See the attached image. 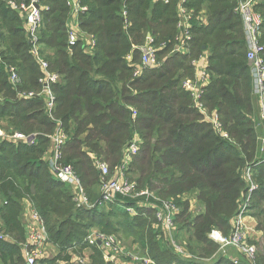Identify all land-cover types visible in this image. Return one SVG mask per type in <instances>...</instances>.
<instances>
[{
	"label": "trees",
	"instance_id": "16d2710c",
	"mask_svg": "<svg viewBox=\"0 0 264 264\" xmlns=\"http://www.w3.org/2000/svg\"><path fill=\"white\" fill-rule=\"evenodd\" d=\"M16 1L29 4L32 0ZM82 1L89 8L78 16L80 32L95 36L97 46L92 51L84 37L75 45L68 44V0H39V4L42 52L50 70L62 76L60 82L51 84L56 96L53 116L72 134L63 148L64 161L75 168L85 191L92 196L99 191L94 156L113 167L138 135L131 180L162 198L182 201L186 193H196L205 209L193 215L190 202H181L184 207L177 222L191 232L197 245L194 255L210 258L220 249L210 234L213 230L231 233L248 193L244 170L251 165L259 188L250 196V210L264 239V159L258 158L260 133L255 121L260 111L235 0L185 1L194 14L185 52L175 51L181 0ZM256 9L264 18V0H258ZM148 34L161 47L158 55L163 63L143 67L134 76ZM0 35L4 61L0 64V119L9 118L14 130L37 134L35 144L0 139V217L17 241L0 238L1 259L5 264H26L20 244L26 239L21 220V199L26 197L45 218L50 241L59 249L56 256L38 264H67L84 250H90L93 264H112L87 240L93 227L116 233L111 216L96 207H78L75 212L71 187L53 177L45 158L57 128L47 112L45 96L19 98L10 80L6 65H17L23 79L20 88L41 90L39 79L44 72L31 52L26 17L10 7L9 0H0ZM260 41L264 46V22ZM46 48L53 51L49 57ZM205 52L210 82L202 102L210 111H218L228 137L195 107L191 92L183 87L185 79L195 77L194 61ZM112 204L119 208L121 203ZM123 205L136 206L134 202ZM137 216L154 218L155 212L139 208ZM175 253L180 259L172 264H205ZM235 261L222 254L212 264ZM257 264H264V245Z\"/></svg>",
	"mask_w": 264,
	"mask_h": 264
},
{
	"label": "built area",
	"instance_id": "2783aa9c",
	"mask_svg": "<svg viewBox=\"0 0 264 264\" xmlns=\"http://www.w3.org/2000/svg\"><path fill=\"white\" fill-rule=\"evenodd\" d=\"M186 0H181L178 8L179 20L177 23V46L185 52L187 41L192 37V27L194 14L185 5ZM258 0H235V11L242 17L246 39L248 43L247 58L251 66L254 94L258 99L260 117L264 124V46L260 38L262 34L264 18L256 9ZM39 0H32L29 4L9 0V6L24 13L26 17V29L31 44V52L40 64L44 74L40 77L39 82L42 84L41 90L21 89L23 79L20 69L17 65H6L9 72L12 84L17 88L19 98H35L41 95L46 98V109L50 116L57 122L56 131L51 135L53 141V150L50 154H46L53 177L62 183L69 184L74 188L73 199L78 207L94 208L98 204L115 203L119 197H134L148 198L149 202H138L137 206L129 205L126 209L132 215L139 214V208H151L155 212L156 224L167 235L177 229V220L181 212V208L176 201L171 198H162L156 195L153 191L146 188H139L136 181L131 180L129 176L130 164L133 156L138 153L140 139L138 135L131 140L125 149V154L122 161L113 167L104 160L94 156L95 165L100 173V198L96 202H90L87 192L84 189L83 182L77 171L71 164L64 161L63 148L69 139L68 133L63 128L62 122L54 118L53 110L56 106V96L51 88L52 83L60 82L62 76L57 72L50 70V63L42 52V43L40 41V32L43 27L42 7H37ZM71 8V14L67 22L68 27V44L75 45L81 37H84L90 51L97 46V40L94 35L81 34L78 16L81 12L88 10L89 6L84 4L82 0H68ZM124 16L127 18V10H123ZM129 24V20L126 19ZM1 40V35H0ZM158 47L154 43V38L148 34L145 44L142 46L141 65L134 72V76H139L142 73L143 67L154 68L163 63L159 59ZM1 50V48H0ZM131 59V54L128 55ZM4 62L0 57V64ZM195 77L187 78L183 82V87L191 92L194 100V105L213 124L215 129L224 137H228L227 131L223 128V123L220 114L217 110L209 111L202 102V97L205 89L210 82V73L208 71V55L205 52L194 61ZM134 113V117H136ZM37 134H27L20 130L11 129L10 131L0 128V139L10 140L13 142H28L35 144ZM244 178L248 183V193L246 199L241 203L240 209L233 220V228L227 236L219 230H213L210 237L220 245L222 253L226 255L227 247H235L245 256L247 264H257L258 249L257 245L251 242L249 237L248 215L250 210V196L258 188L259 184L255 180L253 169L248 165L244 170ZM26 239L21 242L22 252L26 264H38L44 258L43 250L49 239V232L45 218L40 212L33 208L29 219L25 224ZM0 238L11 240V233L4 227L0 220ZM87 240L91 246H97L103 251L104 257L112 264H160L154 257L148 253L130 252L122 246L121 240L115 233H105L98 229H91ZM176 251L186 255L184 249L177 242L171 241ZM123 252V258L119 256V252ZM236 263L238 260L235 261ZM77 264H93L89 257H80Z\"/></svg>",
	"mask_w": 264,
	"mask_h": 264
},
{
	"label": "rangeland",
	"instance_id": "374dc122",
	"mask_svg": "<svg viewBox=\"0 0 264 264\" xmlns=\"http://www.w3.org/2000/svg\"><path fill=\"white\" fill-rule=\"evenodd\" d=\"M205 15V12L201 14V16ZM48 57L53 54V51L49 48H46ZM257 99V97H256ZM258 102V99H257ZM210 111V110H209ZM211 112V111H210ZM257 124V129L260 133L259 136V157L260 159H264V124L261 121L260 112L258 114V117L255 119ZM263 125V126H261ZM0 128L3 130L10 131L11 129H14V126L12 125V122L9 118L0 119ZM262 128V130H261ZM16 130V129H15ZM70 137L72 136L71 132H68ZM36 134V133H34ZM139 137V136H138ZM129 176L131 177V172L129 173ZM259 184V183H258ZM69 185V184H67ZM259 188V186H258ZM257 188V189H258ZM156 195L157 193L153 191ZM90 202H96L99 200L100 192H97L94 196L87 193ZM194 193H189L187 195L183 196V200H174L178 204V206L182 209L184 207L185 201L190 202V210L189 212L193 215L198 214V212L202 211V203L199 202L195 198ZM120 203H126V202H134L136 206L138 205V202H149L148 198H143L142 200L140 198H134V197H119ZM118 200V201H119ZM74 201V199H73ZM182 202V203H181ZM114 204L110 205H104L100 208V210L104 213L109 214L111 217V220L115 223V225L118 228V231L115 233L118 235V237L121 240V244L123 247L128 249L130 252H138V253H148L152 257H154L160 264H172V262H178L179 257L178 254L175 253V247L172 246V242H177L179 246H181L184 251L186 252L187 256L190 257L192 260L196 261H202L205 264H212L214 259L217 255H222L221 248L210 258H200L197 255H194V252L197 249V245L194 241V238L192 237L191 232L188 228H185L180 222H177V229L174 230L173 233L170 235L167 234L165 236L164 232L159 228V226L155 222V217L149 218V217H142L137 215H132L130 212L127 211V209L123 207H115ZM78 208V205H74V211L76 212ZM116 210V211H114ZM248 215V225H249V237L251 242L255 243L257 245L258 253L261 252L262 247L264 245V239L260 238L259 235L256 232V225L257 221L253 217L252 211L249 210L247 213ZM255 221V227L253 226V223ZM96 228V227H95ZM251 228V230H250ZM258 231V230H257ZM173 247V248H172ZM235 247H227L226 249V255L225 256H232V249ZM238 250L237 248H235ZM175 250V251H174ZM195 250V251H194ZM240 252V250H238ZM90 250H85L84 254H78L79 257L83 256H89ZM224 253V252H223ZM53 254V247L52 245L48 246V255ZM240 254L245 259V256L240 252ZM154 255H158L155 257ZM119 256L121 259L123 258V252H119ZM238 260V259H237ZM246 261V260H245ZM240 261L238 262H245ZM247 262V261H246ZM245 262V263H246ZM0 264H5L0 256ZM72 264V263H71Z\"/></svg>",
	"mask_w": 264,
	"mask_h": 264
},
{
	"label": "crops",
	"instance_id": "0c3cea01",
	"mask_svg": "<svg viewBox=\"0 0 264 264\" xmlns=\"http://www.w3.org/2000/svg\"><path fill=\"white\" fill-rule=\"evenodd\" d=\"M177 50H180L179 48H178V46L176 45V49H175V51H177ZM181 51V50H180ZM207 53V55L209 56V54H208V52H206ZM259 105V104H258ZM258 109H259V107H258ZM259 111H260V109H259ZM261 126H263V125H261ZM264 127V126H263ZM261 130H262V128H261ZM259 131H260V129H259ZM69 135V134H68ZM52 150H53V147H51L49 150H48V152H47V154H50L51 152H52ZM47 156V155H46ZM46 156H45V158H46ZM70 186V185H69ZM71 187V186H70ZM71 189H72V192L74 191V188L73 187H71ZM98 192H100V187H99V191ZM193 193V192H192ZM187 194H189V193H186L185 195H187ZM195 195H196V193H194ZM100 195H101V193H100ZM196 197V196H195ZM100 198V197H99ZM75 204H76V202H74ZM1 204H2V200H1V195H0V206H1ZM110 204H112V203H109V204H105V203H103V204H99V202H98V204L96 205V208H98L99 210H100V208L102 207V206H104V205H110ZM21 205H22V213H21V220H22V223H23V226H24V229H25V224H26V222L28 221V219H29V216H30V213H31V211L33 210V208H35V209H37L38 211H39V209H38V207H36L35 206V204L31 201V199L30 198H23V199H21ZM120 207H123V208H125L126 209V206L125 205H123L122 203L119 205ZM89 208V207H88ZM205 209V207H204V205L202 204V210H204ZM40 212V211H39ZM41 214V213H40ZM42 215V214H41ZM43 216V215H42ZM44 218V217H43ZM0 220L2 221V223H3V220L1 219V217H0ZM3 225H4V223H3ZM255 221H254V223H253V226L255 227ZM4 227H5V225H4ZM93 228H95V227H93ZM93 228H91V229H93ZM90 229V230H91ZM95 229H98V228H95ZM99 230V229H98ZM250 230H251V228H250ZM25 232H26V230H25ZM256 232H257V234L259 235V237L260 238H262L263 239V233L262 232H260V231H257L256 230ZM12 235V234H11ZM12 237H13V235H12ZM14 238V237H13ZM13 242H17V241H15L14 239H11ZM49 245H52V247H53V254L52 255H48V246ZM85 251V250H84ZM84 251L82 252L83 254H84ZM58 252H59V249H58V246H56L55 244H53L51 241H50V237H49V239H48V242L45 244V248H44V250H43V253H44V258H42L41 260H43V259H46V258H52V257H54V256H56L57 254H58ZM82 253H78V254H82ZM78 254H74V256H73V258H72V261L70 262V263H67V264H77V260L80 258H78ZM223 254V253H222ZM82 257V256H81ZM87 257H89L90 258V254H89V256H87ZM228 257H230V258H232V259H234V260H240V261H244L245 259L243 258V256L240 254V252L238 251V250H236L235 248L234 249H232V256H228ZM91 259V258H90ZM92 261V260H91Z\"/></svg>",
	"mask_w": 264,
	"mask_h": 264
},
{
	"label": "water",
	"instance_id": "95a60500",
	"mask_svg": "<svg viewBox=\"0 0 264 264\" xmlns=\"http://www.w3.org/2000/svg\"><path fill=\"white\" fill-rule=\"evenodd\" d=\"M37 7H40V5L37 4ZM237 264H247V263H245V262H237Z\"/></svg>",
	"mask_w": 264,
	"mask_h": 264
}]
</instances>
